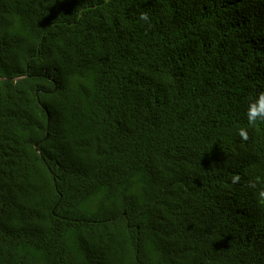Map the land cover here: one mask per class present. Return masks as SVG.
I'll list each match as a JSON object with an SVG mask.
<instances>
[{
    "label": "trees",
    "instance_id": "obj_1",
    "mask_svg": "<svg viewBox=\"0 0 264 264\" xmlns=\"http://www.w3.org/2000/svg\"><path fill=\"white\" fill-rule=\"evenodd\" d=\"M261 90L264 0H0V264H264Z\"/></svg>",
    "mask_w": 264,
    "mask_h": 264
},
{
    "label": "clouds",
    "instance_id": "obj_2",
    "mask_svg": "<svg viewBox=\"0 0 264 264\" xmlns=\"http://www.w3.org/2000/svg\"><path fill=\"white\" fill-rule=\"evenodd\" d=\"M139 19L147 22L148 14L141 13ZM262 123H264V90L257 92L249 100V107L245 111V127L239 129V136L247 141L249 139L248 128ZM234 179L238 180L239 177H234ZM260 196L264 198V192H261Z\"/></svg>",
    "mask_w": 264,
    "mask_h": 264
}]
</instances>
